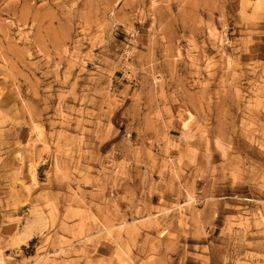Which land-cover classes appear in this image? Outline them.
<instances>
[{
	"label": "rangeland",
	"instance_id": "1",
	"mask_svg": "<svg viewBox=\"0 0 264 264\" xmlns=\"http://www.w3.org/2000/svg\"><path fill=\"white\" fill-rule=\"evenodd\" d=\"M0 264H264V0H0Z\"/></svg>",
	"mask_w": 264,
	"mask_h": 264
}]
</instances>
